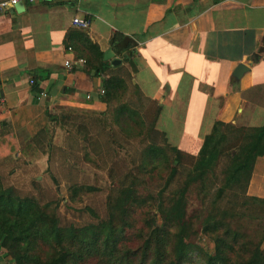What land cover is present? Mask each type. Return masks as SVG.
<instances>
[{
  "label": "crops",
  "instance_id": "obj_1",
  "mask_svg": "<svg viewBox=\"0 0 264 264\" xmlns=\"http://www.w3.org/2000/svg\"><path fill=\"white\" fill-rule=\"evenodd\" d=\"M73 17L90 20L84 33L112 70L89 77L64 50L82 31ZM113 34L134 43L133 58L121 42L110 45ZM118 70L129 77L126 99L136 90L144 101L139 114L150 134L180 151L197 153L217 122L261 127L264 0H40L0 11V135L35 134L45 112L102 113L101 79ZM246 195L264 199V153Z\"/></svg>",
  "mask_w": 264,
  "mask_h": 264
},
{
  "label": "trees",
  "instance_id": "obj_2",
  "mask_svg": "<svg viewBox=\"0 0 264 264\" xmlns=\"http://www.w3.org/2000/svg\"><path fill=\"white\" fill-rule=\"evenodd\" d=\"M68 37L64 48L69 47L76 59L84 61L86 75L100 77L113 69L102 60L101 52L84 31ZM115 42L129 49V58H133V42L113 34L109 43ZM127 62L131 66L129 59ZM121 73L111 72L101 79L105 101L102 113L45 112L46 121L73 128L66 123L71 118L88 117L91 124L108 134L110 142H114V129L127 140L142 139L144 124L139 111L126 101L129 77ZM32 91L38 92L35 83ZM221 127L222 123L213 124L190 171L166 199L163 188L154 197L140 194L134 183L121 185L109 192L106 217L95 224L61 227L54 209L40 205L33 197H20L0 182V250L5 264H264V199L246 195L253 164L264 153V124L238 129V143L227 150L221 147L226 139L219 132ZM85 128L81 123L73 128L77 138ZM87 139L85 134L80 137L86 159ZM168 149L175 151L173 147ZM17 151L13 133L0 135V159ZM224 153L226 164L215 187L211 176L218 157ZM169 163L165 151L147 144L140 151L136 169L152 176L167 170ZM175 175L174 169L168 170L164 189ZM78 191L91 189L74 187L72 197ZM188 193H196L201 202L207 200L204 217L197 227L187 216Z\"/></svg>",
  "mask_w": 264,
  "mask_h": 264
},
{
  "label": "rangeland",
  "instance_id": "obj_3",
  "mask_svg": "<svg viewBox=\"0 0 264 264\" xmlns=\"http://www.w3.org/2000/svg\"><path fill=\"white\" fill-rule=\"evenodd\" d=\"M120 71L126 77L125 72ZM129 93L133 95L126 99L127 103L140 111L144 101L135 92ZM66 123L73 128L78 123L85 125L81 135L88 137V159L83 156L81 135L77 138L73 128L66 125L60 127L48 123L46 119L35 134L16 137L18 151L0 159L2 186L14 189L20 197H33L40 205L46 204L54 209L61 227H82L105 219L109 192L121 185L134 183L140 194L154 197L163 188V197L166 199L169 191L182 182L190 171L197 154H190L192 149L188 153L176 148L174 152L169 151L170 146L150 134L145 124L142 139L127 140L114 129V142H110L108 134L95 123L91 124L88 117H73ZM219 132L226 137L221 144L224 150L236 145L241 137L240 131L228 124H222ZM147 144H153L166 152L170 160L167 170L152 176L137 172L140 151ZM225 164L224 153L218 157L211 176L215 187L221 181ZM171 168L176 171V175L164 189ZM79 186L90 187L91 191H78L72 197V188ZM186 199L187 216L192 219L193 227H197L204 217L207 200L201 202L196 193H188Z\"/></svg>",
  "mask_w": 264,
  "mask_h": 264
},
{
  "label": "built area",
  "instance_id": "obj_4",
  "mask_svg": "<svg viewBox=\"0 0 264 264\" xmlns=\"http://www.w3.org/2000/svg\"><path fill=\"white\" fill-rule=\"evenodd\" d=\"M40 0H0V11H8L10 9H13L19 4H34ZM71 24L76 27L79 30L85 31L88 29L90 20L88 18H77L73 17L71 19ZM66 52H71L70 48H64ZM75 63L77 64H83L84 61L82 59H76ZM63 65L66 69L70 70V62L65 60L63 62ZM28 84L32 85L33 81L31 79L28 80ZM100 94H103L102 90L99 92ZM88 99V97H86Z\"/></svg>",
  "mask_w": 264,
  "mask_h": 264
},
{
  "label": "water",
  "instance_id": "obj_5",
  "mask_svg": "<svg viewBox=\"0 0 264 264\" xmlns=\"http://www.w3.org/2000/svg\"><path fill=\"white\" fill-rule=\"evenodd\" d=\"M116 64H118V61H116V60L111 62V65H116ZM243 71H244V67H242L240 65L237 66L235 68L234 72L232 73L233 79H237Z\"/></svg>",
  "mask_w": 264,
  "mask_h": 264
}]
</instances>
